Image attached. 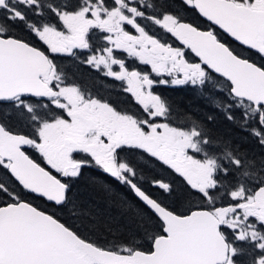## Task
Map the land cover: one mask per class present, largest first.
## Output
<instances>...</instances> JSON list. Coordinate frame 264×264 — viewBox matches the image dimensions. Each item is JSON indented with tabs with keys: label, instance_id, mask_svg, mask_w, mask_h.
I'll list each match as a JSON object with an SVG mask.
<instances>
[{
	"label": "snow or ice",
	"instance_id": "6c2138e0",
	"mask_svg": "<svg viewBox=\"0 0 264 264\" xmlns=\"http://www.w3.org/2000/svg\"><path fill=\"white\" fill-rule=\"evenodd\" d=\"M0 264H264V0H0Z\"/></svg>",
	"mask_w": 264,
	"mask_h": 264
},
{
	"label": "trees",
	"instance_id": "16d2710c",
	"mask_svg": "<svg viewBox=\"0 0 264 264\" xmlns=\"http://www.w3.org/2000/svg\"><path fill=\"white\" fill-rule=\"evenodd\" d=\"M160 91H163L166 95H170L176 99H184L188 96H190L191 94L184 91V90H181L179 88H165L164 86L161 87L159 89ZM221 130L224 131V132H228L230 131V129L228 128V126L226 124H222L221 125Z\"/></svg>",
	"mask_w": 264,
	"mask_h": 264
},
{
	"label": "flooded vegetation",
	"instance_id": "af4514ba",
	"mask_svg": "<svg viewBox=\"0 0 264 264\" xmlns=\"http://www.w3.org/2000/svg\"><path fill=\"white\" fill-rule=\"evenodd\" d=\"M161 87H163V86H161Z\"/></svg>",
	"mask_w": 264,
	"mask_h": 264
}]
</instances>
